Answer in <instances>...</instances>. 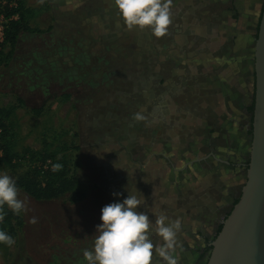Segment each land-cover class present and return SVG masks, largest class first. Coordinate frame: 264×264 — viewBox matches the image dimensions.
Here are the masks:
<instances>
[{
	"label": "rangeland",
	"instance_id": "1",
	"mask_svg": "<svg viewBox=\"0 0 264 264\" xmlns=\"http://www.w3.org/2000/svg\"><path fill=\"white\" fill-rule=\"evenodd\" d=\"M7 1L9 0H0V4L6 5ZM48 1L52 3L49 4L50 8L54 4L53 8L61 9L64 12L75 10L79 4L77 0ZM179 1L186 3L183 5L192 12L193 17L188 15L185 16V19H180L181 22H185L183 24L185 30L181 34L175 30L177 33L174 34V38L177 41L183 42L185 35L190 31L197 35L201 32L205 33L204 28L207 33L209 31L211 34L208 44L211 51L218 50L219 47L224 50L228 49L230 46L229 36L232 38L233 34L235 35V46L232 48L236 50L245 51L253 41L252 33L256 28L263 0H237L238 18L235 21L230 20L228 23H224V26L219 23L211 24L195 16L194 11L198 8V3L201 0L172 1L171 21L173 24L178 21L173 17V13H176ZM25 2L30 7L42 5L38 3V0H25ZM44 2L42 10H47L46 8L49 6ZM44 12L35 19L34 26L41 24L43 28H38L45 30L49 25L52 26L53 16L49 10ZM0 17V25L5 26L8 19H6V10L1 6ZM115 29L119 33L112 47L114 50L119 49L121 55L130 56L132 50L126 45L130 46L136 42L143 44L149 40L146 30L150 29L146 27L142 30L139 28L129 30L121 18H118ZM49 30L46 31V34ZM84 33L86 34V31ZM30 35L32 34H23L27 39H22V36L17 42L10 60L0 66V108L19 106L16 107L11 117V122L15 125L14 152L20 158L24 149L36 152L43 148L44 143L48 142L49 151H55L54 158L49 160L48 164L50 163L52 166L63 157L68 162L70 170L85 186L87 193L83 201L69 203L66 198L35 201L20 192V198L26 202V211L20 214L23 223L14 237L16 241L14 245L9 247L0 244V264H87L83 259V250L92 248L96 226L101 223V209L105 205L123 202L129 193L137 191L143 195L145 201L144 204L137 207V211L147 214L154 223V218L149 214L158 206L164 203L169 204L173 197L172 190L165 184L172 178L168 168L163 164L160 165L155 155L151 154L147 159L148 163L141 166L138 161L129 157L127 148H136L137 152L145 149L149 153L152 150H157L162 147L159 141L160 137L171 136V132L193 125L198 121L200 111L197 110L198 107L185 108L172 102L173 96L182 88L179 86L175 89L176 87L168 85L166 88L169 90V95L165 96L166 100H163L160 106L155 107L156 99L162 102L159 97L162 95V90L158 94L155 93L157 95L154 97L156 103H152L150 109L126 110L122 106L123 109H110L98 115L92 105L96 96L100 97L104 91L105 83L100 84V79L104 76L105 80H109V76L105 75V66L102 65L98 68L99 71L95 77H88V74L85 77L86 73H82V70L80 72L74 70V64H77L73 63L76 61L74 56L71 58L61 50L45 52V49L41 48V37L35 35L34 38L37 41H34ZM45 36L47 37V35ZM202 44L200 42L195 51L187 52L199 58L208 57L210 51L197 49ZM8 50L9 48L5 46L2 53L6 54ZM197 50L198 52H196ZM140 54L137 52V56ZM38 56L41 58L40 60L37 59ZM83 56L85 57L86 54H79L83 65H86L88 62L84 60ZM115 59L116 61L112 62L115 64L116 70L123 72L128 68L126 64L123 65L120 62V58ZM70 65L73 68H70ZM34 69L38 72L31 73ZM251 71V62L248 60L234 65L227 74L235 84L242 82L243 86H238L241 90L239 91L243 94L244 102H248L250 99ZM67 73L74 75L76 80L66 81ZM163 75L161 74V76ZM93 80L95 82L92 83ZM173 82L176 83L172 80ZM46 85L49 88L47 97L42 94L43 87ZM76 89H78V96L69 98L60 96L63 90L75 92ZM18 99L23 101L22 105H19ZM34 109H41V115L35 116L31 111ZM173 113L174 117L178 119L167 117L168 114ZM138 114L144 120L138 119ZM154 116H157L156 118L159 120H165L168 128L164 129L160 125L161 120L156 123L157 119H154ZM242 116L246 122L247 115ZM138 126L141 127V130L135 132V128ZM241 136H239L240 139L237 137L234 141V150L238 152L240 148L238 149L237 145L243 144L244 149L246 147L247 138ZM242 138H244V143ZM122 142L123 145H121ZM30 155L31 152L26 156L30 157ZM39 163V161L33 160H19L17 161L18 166L15 168L2 165L0 172H7L16 178L30 166H37ZM225 180L226 188L221 189V193L208 191L204 196H201L210 209L214 207L217 209V212L213 214V223L208 220L205 227L202 228L206 235L213 231L216 222L221 220L222 214L229 209L231 200L239 192L243 175L241 171L229 169L228 177ZM114 193H120V195L115 196ZM185 196L192 199V196H188L187 193ZM193 212L194 209L191 208V211L182 220L180 216L184 214H180V222L184 226L189 227L196 224L193 220ZM33 217L36 218V223L31 222ZM168 219L176 220L171 217ZM177 240H180L178 234ZM184 258L185 261L191 260L193 253L186 252Z\"/></svg>",
	"mask_w": 264,
	"mask_h": 264
},
{
	"label": "trees",
	"instance_id": "2",
	"mask_svg": "<svg viewBox=\"0 0 264 264\" xmlns=\"http://www.w3.org/2000/svg\"><path fill=\"white\" fill-rule=\"evenodd\" d=\"M95 1V0H94ZM174 1V0H172ZM10 3H14L12 6ZM48 4L47 2L45 3ZM6 10V19H8L3 32V41L0 43V66L10 60L13 51L16 48L17 41L21 32H34L30 28L29 20L38 11L35 9L26 8L21 0H9L6 5H1ZM49 6V4H48ZM264 2L257 19L255 34L253 41L244 50L234 49L235 35L232 38L229 36L230 46L227 49L206 50L210 51L206 60H199L198 64L192 65V75L184 80L182 88L172 98V102L179 106L187 108L198 107L199 119L193 125L176 132H171L170 135H164L159 138L162 147L157 150L149 151L142 149L137 152L136 148H127L129 157L134 161H138L139 165L145 166L148 163L147 159L151 155L168 168V172L172 178L166 181V185L170 187L173 192V197L170 203H164L153 209L157 214L163 213L168 218L179 219L180 214L184 216L194 209L192 214L193 220L196 222L194 226L186 227L181 223V229L178 233L179 239L175 255H178V264H184V254L191 252L198 253L197 263L206 264L211 245L204 246V237H202V228L205 227L213 211L209 205L205 203L202 195L206 192L221 193V189L226 188V180L228 177V170H235L240 159H244L243 180L239 187V192L236 198H233L229 211L225 214L222 221L232 210L237 203L240 196V189L246 179V169L248 167V150L249 142L252 135V115L254 109V93L251 90L250 99L244 102L243 94L239 91L238 84L234 83L230 76L227 75L229 70L245 60H250L253 66V43L257 36L258 25L261 17V12ZM237 7V0H201L198 3V8L194 11L196 17L207 21L211 24L228 23L230 20H237L239 12ZM16 16V18H14ZM193 17V15H190ZM173 17H176L173 15ZM176 22H181L180 18H175ZM173 23L168 27V31ZM221 26V27H222ZM227 28V27H225ZM167 31V32H168ZM152 37H155L151 31ZM165 36V35H164ZM164 36L158 38L159 43H165ZM186 35L185 40L180 42L181 48L184 51H195L200 43V35L191 37ZM198 40H195V39ZM9 48L6 54L2 53L3 48ZM129 47L130 46H127ZM93 67L88 71L89 75H96L98 68L102 66V62L98 65L95 63L97 58L93 57ZM112 61H116L114 58ZM170 70V61H163L160 63V73L166 75ZM254 76V73L252 74ZM178 75L172 76V80L178 83ZM89 79V78H88ZM68 98V95H64ZM129 100V98H127ZM214 101L213 103H210ZM19 105L23 104L21 99H18ZM123 106V105H122ZM19 106H9L0 108V168L1 166H9L15 168L18 166L19 160H33L39 161V165L30 166L27 170L14 178L20 192L35 201H51L58 198H66L69 203H78L86 198V188L80 180L74 175L68 166V162L62 157L57 163L63 167L58 172L52 171V166L49 160L54 158L55 151H49V144L44 143L41 150L33 152L24 149L22 156L19 158L18 154L14 152V124L11 122V117ZM122 107H120L121 109ZM123 109V108H122ZM144 109V108H142ZM119 110V109H118ZM35 116L41 114V109L31 110ZM244 112V113H243ZM239 113V114H238ZM247 115L249 126L247 130L244 129L246 122L243 116ZM175 114H168L170 119L176 118ZM166 117V118H167ZM163 128L166 126L165 120L160 122ZM141 127L135 128V132H139ZM239 132V133H238ZM246 140V147L243 144L237 145L240 151L234 150V141L241 135ZM244 138L242 142L244 143ZM240 139V138H239ZM123 145V142L121 143ZM27 157V153H30ZM238 154V155H237ZM245 156V157H244ZM225 181V182H224ZM221 187V188H220ZM192 196L189 199L185 196ZM5 218L0 222V230L6 231L13 238L17 235L18 230L22 226V218L20 215L13 214L5 207ZM180 220V221H181ZM198 225V227H197ZM222 224L217 226L214 238L221 230ZM213 238V239H214ZM154 244L161 243L158 236H151ZM153 264H164L162 259L154 253Z\"/></svg>",
	"mask_w": 264,
	"mask_h": 264
},
{
	"label": "water",
	"instance_id": "3",
	"mask_svg": "<svg viewBox=\"0 0 264 264\" xmlns=\"http://www.w3.org/2000/svg\"><path fill=\"white\" fill-rule=\"evenodd\" d=\"M177 23L173 24L171 29L184 31L185 22L178 23L180 25ZM203 30L205 33L201 32L199 36L200 42L203 43L197 48L199 51L208 48L211 39L210 32L207 33L205 28ZM144 44L136 42L130 45L132 50L130 56L120 57V62L126 64L128 68L123 72L119 71L113 79L106 80L112 89L118 88L116 84L119 86L118 94L126 110L150 109L152 103L156 102L155 106L162 105L163 100H166L165 96L169 95L166 87L171 85L177 89L180 86L178 83H172V76L181 77L179 80L182 83L186 80L180 69L181 64L197 59L187 51L182 53L177 49L171 51L173 43L168 48L160 47L157 37L149 39V42ZM252 51L254 76L251 77L253 85L250 88L254 93V109L246 179L240 189L237 203L221 222V230L215 238L214 236L210 238L211 250L206 264H264V6ZM137 52L141 53L140 56H137ZM164 60L170 61V70L161 76L160 63ZM136 74L135 80L138 81L130 78ZM141 78H144V85H140ZM160 90L162 95L159 97L162 102L152 101L151 95L157 96ZM126 98L130 100L127 101ZM212 210L214 214L217 212L215 207ZM213 219L212 216L209 221L212 222ZM153 236L156 235L153 233Z\"/></svg>",
	"mask_w": 264,
	"mask_h": 264
},
{
	"label": "clouds",
	"instance_id": "4",
	"mask_svg": "<svg viewBox=\"0 0 264 264\" xmlns=\"http://www.w3.org/2000/svg\"><path fill=\"white\" fill-rule=\"evenodd\" d=\"M43 2L38 0V3ZM114 5L129 30L147 27L155 37L161 38L167 34L172 22V0H114ZM62 167L55 163L52 171L58 172ZM144 203L143 195L135 191L123 202L109 203L101 209V223L96 226L92 248L83 250L87 264H153L154 253L164 264H178L179 257L175 253L180 220L170 221L165 214L153 212V223L147 214L137 211ZM5 207L20 215L26 211V202L20 198L16 180L7 172H0V222L5 218ZM31 222L36 223V218L33 217ZM153 233L161 243H153ZM15 242L6 231L0 230V244L10 247Z\"/></svg>",
	"mask_w": 264,
	"mask_h": 264
},
{
	"label": "crops",
	"instance_id": "5",
	"mask_svg": "<svg viewBox=\"0 0 264 264\" xmlns=\"http://www.w3.org/2000/svg\"><path fill=\"white\" fill-rule=\"evenodd\" d=\"M21 1L26 8L35 9L38 12L34 16H32L29 20L30 28L34 29L35 31L31 33L21 32L19 35V39L23 36V34H32L30 35V38L34 41H37L34 38V36L35 35L40 36L42 39L40 41L42 44L41 48L43 47V49H45V52L46 51L53 52L55 50H58V51L61 50L62 52L65 51V54L71 56V58H73L74 56V59H76V61L75 62L72 61V62L77 63L76 65L74 64V70L76 72H80L82 70L81 71L82 73H86L85 77L87 74H88V77L90 76L95 77L97 75V74L89 75V72H88L91 69V67H93V64H94V62L92 61L94 59L93 57L97 58L95 62L97 65L102 62L101 64L105 66L106 68L105 73L108 74L109 79H113L114 78L113 76H117V73H119V71L114 68V63L112 62V60L114 58H120L122 55L119 49L114 50V48L112 47V44H114L117 40V36L119 32L115 29V26H116V23L118 22V18L120 19L118 11L116 10L115 5H114V0H95V1L94 0H77L79 4L77 5L76 9L69 10L66 12H64L61 9L57 10L53 8L54 4L51 6V8L49 5V7L46 8L47 10H42L43 3L41 6H38V7H33V6L30 7L25 4L26 3L25 0H21ZM46 2L48 3L49 1L45 0L44 4ZM48 4H52V3L49 2ZM183 4H186V3H181V1L177 3L176 13L172 12L173 15L176 16L175 18L179 17L180 19H185V16L192 15V12H189L188 11L189 9ZM48 10L53 16L52 24H51L52 26L50 25L49 27L47 26L48 28L45 30L39 29V28H43V25L41 24L34 26L35 19L40 17L41 13H45L44 11H48ZM14 18H16V16H14ZM48 29L50 30L46 34V31ZM85 31H86V34L84 33ZM171 31L174 33L178 32L180 34L184 33V31L176 32L175 30L173 31L172 29ZM146 33H147V38L153 39L152 35L150 34V30H146ZM45 35H47V37ZM186 35H189L191 37L198 36L196 33L191 32V31ZM210 37H211V34L209 33V38ZM23 38L27 39L26 36H23L22 39ZM175 41L178 44H180V42L177 41V39H175ZM148 42L149 40L145 41L144 43L147 44ZM170 45L171 43L170 44L169 43H159L160 47L168 48L170 47ZM171 46H172L171 51L173 50V48H177L174 42H173V45ZM80 53L86 54V56L85 57L83 56V57L85 61L87 60L88 64L83 65L81 58H79ZM37 59L40 60L41 58L38 56ZM199 60L201 59L197 57V59L194 58L192 62L185 63L186 66L184 63L181 64L180 69H182L184 73L183 75L184 78H187L192 75L191 66L198 64ZM202 60H206V59L202 58ZM246 61H248V59L245 60V62ZM252 67L253 66H251V69ZM70 68H73V66L70 65ZM92 69H94V67ZM33 72L37 73L38 71L34 69L31 73ZM67 75L68 76L65 77L66 81L76 80V77H74V75H70L69 73H67ZM132 77L134 81H138V80H135V77H137V74L134 76H131L130 78ZM139 80H141L140 85H144V78H141ZM93 82L95 81L93 80L92 83ZM105 82L106 80L104 79V77H102V79H100V84H104ZM48 89L49 88L47 85L43 87V91H42L43 96L45 97L49 96ZM77 91L78 89H76L75 92H68V91L65 92L63 90L61 91L60 96L61 97H63L64 95H68L69 97L78 96L79 94L77 93ZM151 100L154 101V96L152 95H151ZM156 117L154 116V119H157ZM141 119L144 120L142 116H141ZM160 120L157 119L156 123H159Z\"/></svg>",
	"mask_w": 264,
	"mask_h": 264
},
{
	"label": "flooded vegetation",
	"instance_id": "6",
	"mask_svg": "<svg viewBox=\"0 0 264 264\" xmlns=\"http://www.w3.org/2000/svg\"><path fill=\"white\" fill-rule=\"evenodd\" d=\"M263 2H264V0H263ZM256 25H257V23H256ZM256 25H255V27H256ZM253 31L254 32L252 33V37L255 34V29ZM174 34L175 33L172 32L171 31V28H170L169 31L167 32V34L164 36L165 43H169L170 44V43H173L174 42L175 43V46L177 47L176 49L180 53H182V51H184V50L180 47L181 44H178L175 41ZM198 39L196 38L195 40H198ZM178 45H180V46H178ZM252 74H253V67H252V71H251V77L253 76ZM107 83L108 82H105V86L103 88V90H104L103 91V94L100 97L96 96V99H94V102H93V105H92L94 111L97 112L98 115L100 113H103V112L105 113L106 110L108 111L110 109H113V110L120 109V107H122V105H124V102L120 99V94H118L119 86L116 84V86L118 88L112 89V88L109 87V85ZM240 83H238V85H240V87L243 86L242 82H240ZM178 84L179 85H183V83L181 82V80L178 81ZM251 85H253V80H251ZM239 90H240V88H239ZM94 91L96 92V90H93V92ZM247 120H248V118H247ZM248 126H249V124H248V122H246V124L244 126V129L247 130ZM243 160L244 159H240V161L238 162V164L236 166V169H235L236 171H241L242 175H243V167H242ZM237 195H238V193H237ZM237 195H234L233 198H236ZM232 202H233V199L231 200V203ZM230 207H231V204H230ZM230 207H229V209H230ZM229 209L225 213L222 214L221 220H219V221L216 222V224L214 225L213 231L209 235H206V233H203V231H202V234H203L202 237L205 236L204 237V246L207 245V244H209V242L211 241L210 238H212L214 236L215 231L217 229V226L222 222V219L224 218L225 214L229 211ZM213 214L214 213H212V215L210 217H212ZM197 258H198V253H196L195 255H193V258L191 260H188V262H185L184 264H200V263H197Z\"/></svg>",
	"mask_w": 264,
	"mask_h": 264
},
{
	"label": "built area",
	"instance_id": "7",
	"mask_svg": "<svg viewBox=\"0 0 264 264\" xmlns=\"http://www.w3.org/2000/svg\"><path fill=\"white\" fill-rule=\"evenodd\" d=\"M14 3H12V5H13ZM11 5V6H12ZM0 20H1V17H0ZM5 27L6 26H2V25H0V43L3 41V32H4V30H5Z\"/></svg>",
	"mask_w": 264,
	"mask_h": 264
}]
</instances>
